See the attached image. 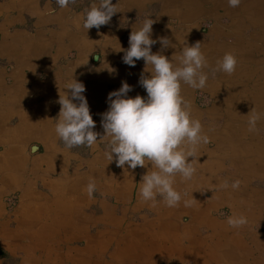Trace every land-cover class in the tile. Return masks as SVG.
<instances>
[{
	"label": "crops",
	"instance_id": "crops-1",
	"mask_svg": "<svg viewBox=\"0 0 264 264\" xmlns=\"http://www.w3.org/2000/svg\"><path fill=\"white\" fill-rule=\"evenodd\" d=\"M99 3L60 8L55 0H0V264H264V0L238 7L228 0H112L117 13L110 22L86 30L84 9ZM147 18L156 21L151 39L174 45L157 42L153 54L177 66L174 54L185 41L201 42L208 63L202 90L181 82L209 143L188 157L192 178L175 177L182 200L174 208L160 196L155 208L141 201V177L155 170L150 161L117 167L105 156L108 141H100L108 94L122 81L132 87L129 98H147L139 79L150 77L152 66L140 59L129 67L120 51ZM226 52L237 59L231 75L213 71ZM72 75L85 86L100 133L92 147L68 149L54 131L59 95L70 93ZM196 91L211 103L197 105ZM252 108L260 114L255 132L248 131ZM236 179L241 184L233 190ZM225 180L229 187L219 188ZM10 193L18 196L13 210L5 203ZM192 197L197 202L185 207ZM234 214L247 224L229 227Z\"/></svg>",
	"mask_w": 264,
	"mask_h": 264
},
{
	"label": "clouds",
	"instance_id": "clouds-1",
	"mask_svg": "<svg viewBox=\"0 0 264 264\" xmlns=\"http://www.w3.org/2000/svg\"><path fill=\"white\" fill-rule=\"evenodd\" d=\"M241 0H228L229 7H238ZM60 8H66L75 0H55ZM49 10V14L54 13ZM117 13L116 5L112 0H100L84 9L82 14L83 27L88 30L93 27L99 29L107 25L112 16ZM156 21L147 18L138 30H132L129 35V47L122 57L123 63L135 67V61L143 59L145 65L152 66L150 77L141 73L139 84L146 93L147 98L137 95L129 98L127 93L132 87L126 82H121L117 91L108 94V110L101 114V127L104 135L101 140H107L105 156L109 162L115 158L117 167L135 169L145 167V161H150L155 170L149 169L141 177L139 183V196L142 202L150 207H157L156 197H162L166 207L174 208L179 205L182 195L174 187L175 177L179 175L182 181L190 180L195 173L192 162H187L188 157H193L195 149L201 143H209V137L202 134V125L198 119L191 117V103L181 95V82L195 90H202L207 83L208 76L203 71L208 66L207 59L201 51V42L184 47L176 55L179 61L177 66L160 52L153 54L151 46L159 42L163 48L173 47L167 37L151 39L152 25ZM198 30V29H197ZM120 47V46H119ZM100 60L97 55L94 57ZM237 59L231 52H226L216 61L213 71H222L228 75L234 73ZM70 93L63 92L59 95L60 111L54 131L65 147L71 149L76 146L92 147L97 143L100 133L93 131L96 127L86 98L83 83L72 78L65 85ZM73 101H78L74 103ZM248 115V131L257 130L260 114L252 108ZM114 154V155H113ZM241 181L236 179L231 182V188L236 190ZM229 182L225 180L219 185L227 189ZM89 198L96 191L95 179L90 177L86 185ZM195 199L185 200L184 206L191 207ZM247 218L232 215L226 223L231 228H240L247 224Z\"/></svg>",
	"mask_w": 264,
	"mask_h": 264
},
{
	"label": "rangeland",
	"instance_id": "rangeland-1",
	"mask_svg": "<svg viewBox=\"0 0 264 264\" xmlns=\"http://www.w3.org/2000/svg\"><path fill=\"white\" fill-rule=\"evenodd\" d=\"M194 99H195V103L197 105H199L200 107H205L207 104L211 103V100L210 98L208 97V95L204 94L203 92H200V91H196L195 94H194ZM11 195H14L16 198H17V201H16V204L14 207H9L8 206V202H7V197H5V203L6 205L8 206V208L10 210H13L17 207V204H18V196L15 194V193H10Z\"/></svg>",
	"mask_w": 264,
	"mask_h": 264
},
{
	"label": "built area",
	"instance_id": "built-area-1",
	"mask_svg": "<svg viewBox=\"0 0 264 264\" xmlns=\"http://www.w3.org/2000/svg\"><path fill=\"white\" fill-rule=\"evenodd\" d=\"M7 202L9 203L8 206L14 207L17 201V198L14 195L8 194L7 196ZM10 207V208H11Z\"/></svg>",
	"mask_w": 264,
	"mask_h": 264
},
{
	"label": "bare ground",
	"instance_id": "bare-ground-1",
	"mask_svg": "<svg viewBox=\"0 0 264 264\" xmlns=\"http://www.w3.org/2000/svg\"><path fill=\"white\" fill-rule=\"evenodd\" d=\"M169 220V219H168ZM169 229V228H168ZM142 234V233H141ZM166 235V234H165ZM139 240V239H138ZM136 241V240H135ZM139 248H140V244H139ZM131 249V248H130ZM174 249V248H173Z\"/></svg>",
	"mask_w": 264,
	"mask_h": 264
}]
</instances>
